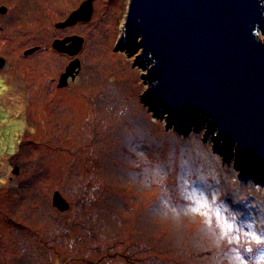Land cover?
Segmentation results:
<instances>
[{"label":"rangeland","instance_id":"rangeland-1","mask_svg":"<svg viewBox=\"0 0 264 264\" xmlns=\"http://www.w3.org/2000/svg\"><path fill=\"white\" fill-rule=\"evenodd\" d=\"M94 1L81 75L57 90L63 57L25 54L51 37L40 0H0V264H264V177L152 107L122 45L130 0Z\"/></svg>","mask_w":264,"mask_h":264},{"label":"water","instance_id":"water-1","mask_svg":"<svg viewBox=\"0 0 264 264\" xmlns=\"http://www.w3.org/2000/svg\"><path fill=\"white\" fill-rule=\"evenodd\" d=\"M93 2L82 3L57 27L90 22ZM7 12V7H0L1 14ZM261 34L263 0H130L122 45L147 72L145 96L152 107L168 114L169 122L205 128L206 137H214L222 151L234 156L238 169L264 177ZM83 43L82 37L75 36L53 45L73 56ZM5 66L6 59L0 57V71ZM80 66L79 60L72 61L59 87L67 86ZM18 170L16 166L13 173ZM53 205L61 212L70 209L58 190Z\"/></svg>","mask_w":264,"mask_h":264},{"label":"flooded vegetation","instance_id":"flooded-vegetation-1","mask_svg":"<svg viewBox=\"0 0 264 264\" xmlns=\"http://www.w3.org/2000/svg\"><path fill=\"white\" fill-rule=\"evenodd\" d=\"M37 1L39 3V0H37ZM84 1H86V0H76V1L75 0H71L69 6H67V0H58V3L59 4L62 3L63 5H62V8H57L56 0H55V6L54 7L52 6L51 2H49L48 0H40L39 8H41L42 13L40 12L39 22H44L45 21V23H46V28L45 29H48V31H51V35H50L51 37H50V40H49L47 45H43V44L39 45V44H37L35 46L27 48L25 50V52L29 51V50H32V49H35V51L30 53V55L31 54H35V53L41 54V53H45V52L49 51V53H51V52L53 53L54 52L56 55L58 54V56L63 57V59L66 61V64H67V65L65 64L64 71H62V73H60V76H59L60 78H57V76H58L57 75L56 77L52 78L51 81H50L51 84L53 86H56L57 88H58V86L60 84L61 76L66 72V69L69 66V64L72 61H74L76 58H78V56H75V55L72 56V55H69L67 53H61V52L57 51L54 48V45H53L55 43V41L65 40V39H68V38H71V37H75V36L82 37L84 39V43H83V47H82L81 53H83L85 49L87 51L88 50V45H89V40H88L89 39V35H88V33L86 31H84V32L76 31V30H80L81 29L79 27L80 22L79 23L77 22L74 25L67 26V27H64V28H58L57 24L66 22L68 20V18L71 16V14L74 11H76V10H78L80 8V6L82 5V3ZM47 4H50V6H47ZM2 6H4V5H2ZM49 7L52 8V13L56 14V17H55L56 21H53V22L51 21L50 22L51 18L47 14H49L51 12H47V9H46V8H49ZM6 14H4V15H6ZM82 24H84V23H82ZM84 26H85V28H89L88 24H84ZM0 27L2 28V26H0ZM70 42L71 41L67 42V44H69ZM35 43H38V42H35ZM0 57H3V56H0ZM44 58L47 59L46 57H44ZM4 59H6V58H4ZM80 62H81V66H80V69H79L78 73H74V77H70L67 80V87H65L66 89L69 87V85L71 83L76 82L78 80V78L80 77L81 72H82V68H83V63H82V61H80ZM6 67H7V65L4 67L3 70H6ZM65 88L59 87L57 90L65 89ZM50 91H52L51 88H50ZM16 166H18L19 170H21V164L20 163L19 164L18 163H14V168ZM9 180H10V182H12L14 180V178L11 176V177H9Z\"/></svg>","mask_w":264,"mask_h":264},{"label":"trees","instance_id":"trees-1","mask_svg":"<svg viewBox=\"0 0 264 264\" xmlns=\"http://www.w3.org/2000/svg\"><path fill=\"white\" fill-rule=\"evenodd\" d=\"M203 129L205 130V128H202V130H203ZM199 130H200V129H199ZM202 137H203V135H202ZM234 164H236V162H235V158H234ZM235 167H236V166H235Z\"/></svg>","mask_w":264,"mask_h":264},{"label":"clouds","instance_id":"clouds-1","mask_svg":"<svg viewBox=\"0 0 264 264\" xmlns=\"http://www.w3.org/2000/svg\"><path fill=\"white\" fill-rule=\"evenodd\" d=\"M263 5H264V0H263ZM262 35V34H261ZM260 38H261V36H260ZM262 39V38H261ZM262 40H264V39H262Z\"/></svg>","mask_w":264,"mask_h":264},{"label":"bare ground","instance_id":"bare-ground-1","mask_svg":"<svg viewBox=\"0 0 264 264\" xmlns=\"http://www.w3.org/2000/svg\"><path fill=\"white\" fill-rule=\"evenodd\" d=\"M59 210V209H58ZM60 211V210H59ZM61 212V211H60Z\"/></svg>","mask_w":264,"mask_h":264}]
</instances>
